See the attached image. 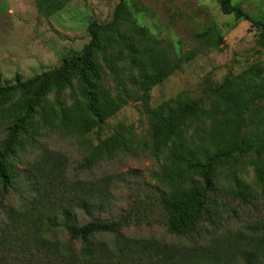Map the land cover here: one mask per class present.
I'll return each mask as SVG.
<instances>
[{
	"label": "rangeland",
	"instance_id": "1",
	"mask_svg": "<svg viewBox=\"0 0 264 264\" xmlns=\"http://www.w3.org/2000/svg\"><path fill=\"white\" fill-rule=\"evenodd\" d=\"M42 1L0 0L2 83L12 84L59 67L80 55L93 34L102 43L120 35L127 42L129 39L138 42L139 49L148 56L157 53L153 57L155 68L168 73L153 87L152 104L170 103L180 93L190 94L212 145L229 135L256 138L264 131L260 123V119L264 120V82L262 98L248 103L245 110L258 119L246 117L245 125L236 120L233 101L220 93L228 79L245 73L244 77L249 78L248 72L254 68L264 81V47L257 42L260 33L249 20L222 12L217 0H70L53 9ZM233 3L241 5L252 19H264V0H233ZM93 66L100 117L89 111L76 78L71 87L61 92L50 91L17 135L6 160L10 171L13 168L18 171L20 182L28 177L29 165L46 151L63 154L73 170L90 152L107 149L121 140L122 127L131 128L148 141V119L141 101L118 106L114 103L115 84L101 52L94 53ZM20 100L16 94L0 105V145L14 115L24 114ZM186 124L188 128L199 125L202 132L203 124H196L195 120ZM169 152L170 147L155 158L137 139L130 149L119 151L113 159L103 160L90 170L78 172V177L90 179L114 174V198L103 208V217L117 216L142 202L141 215L145 220L125 229L127 235L178 241L168 232L164 212L158 205L161 192L167 189V179L152 178L153 171L166 165L177 189L188 184L184 170L171 164ZM232 167L239 178L251 184L257 197L252 204H242L221 194V204L225 206L220 207L217 225L207 222L206 233L194 239L210 241L230 230L249 231L250 227L262 226L264 188L256 183V172L258 167L264 168V155L252 154ZM14 196L11 201L15 203Z\"/></svg>",
	"mask_w": 264,
	"mask_h": 264
},
{
	"label": "trees",
	"instance_id": "2",
	"mask_svg": "<svg viewBox=\"0 0 264 264\" xmlns=\"http://www.w3.org/2000/svg\"><path fill=\"white\" fill-rule=\"evenodd\" d=\"M69 1L41 3L53 9ZM217 2L222 12L249 20L260 33L257 42L264 47V19H252L233 0ZM117 37L102 43L93 34L80 55L26 80L4 84L0 76V105L18 94L24 111L23 115H14L0 145V214H3L0 264H264V221L260 223L262 226L250 227L249 231L230 230L210 241L194 239L206 233L207 222L217 225L220 207L225 206L221 204V194L242 204H252L257 197L251 184L239 178L232 166L252 154L264 155V131L256 138L229 135L212 145L190 94L180 93L170 103L152 104L153 87L168 76L153 64L158 54L148 56L139 49L138 42ZM96 52L102 53L114 81V103L122 106L141 101L148 119V141L131 128L122 127L121 140L107 149L90 152L73 170L63 154L46 151L29 165L28 177L20 182L18 171L14 168L10 171L6 160L17 135L50 91L61 92L71 87L76 78L89 111L100 117L92 79L96 77L93 66ZM248 73L249 78L244 77L245 73L228 79L220 92L223 98L233 101L234 115L241 124L246 117L258 119L245 110L248 103L261 99L263 93L260 71L254 68ZM194 120L203 124L202 132L199 125L188 128L186 123ZM260 123L264 125V120L260 119ZM137 139L155 158L170 147L171 164L183 169L187 176L188 184L179 190L171 183L166 165L152 173L153 179L160 181L161 176L167 179V189L161 192L158 205L164 212L168 232L178 241L127 235L125 229L145 220L141 215L142 202L117 216L103 217V208L114 198V174L90 179L78 177V172L90 170L103 160L113 159L119 151L130 149ZM256 183L264 188L263 167L257 168ZM13 195L15 203L11 201ZM6 201L11 202L5 204Z\"/></svg>",
	"mask_w": 264,
	"mask_h": 264
}]
</instances>
